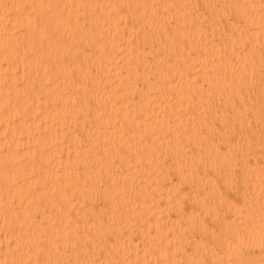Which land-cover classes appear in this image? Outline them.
I'll list each match as a JSON object with an SVG mask.
<instances>
[{"label": "bare ground", "instance_id": "6f19581e", "mask_svg": "<svg viewBox=\"0 0 264 264\" xmlns=\"http://www.w3.org/2000/svg\"><path fill=\"white\" fill-rule=\"evenodd\" d=\"M0 264H264V0H0Z\"/></svg>", "mask_w": 264, "mask_h": 264}]
</instances>
